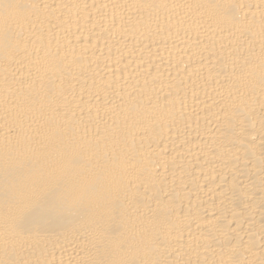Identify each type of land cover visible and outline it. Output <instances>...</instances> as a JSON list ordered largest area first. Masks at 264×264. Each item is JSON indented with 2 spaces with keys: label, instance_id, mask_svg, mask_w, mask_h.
Wrapping results in <instances>:
<instances>
[{
  "label": "bare ground",
  "instance_id": "6f19581e",
  "mask_svg": "<svg viewBox=\"0 0 264 264\" xmlns=\"http://www.w3.org/2000/svg\"><path fill=\"white\" fill-rule=\"evenodd\" d=\"M0 264H264V0H0Z\"/></svg>",
  "mask_w": 264,
  "mask_h": 264
}]
</instances>
